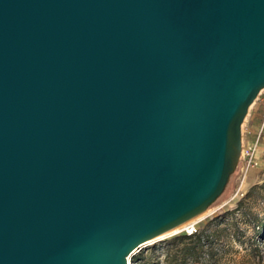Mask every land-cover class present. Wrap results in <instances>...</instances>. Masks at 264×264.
I'll list each match as a JSON object with an SVG mask.
<instances>
[{"label":"water","instance_id":"1","mask_svg":"<svg viewBox=\"0 0 264 264\" xmlns=\"http://www.w3.org/2000/svg\"><path fill=\"white\" fill-rule=\"evenodd\" d=\"M264 87V0H0V264H129L222 191Z\"/></svg>","mask_w":264,"mask_h":264},{"label":"rangeland","instance_id":"2","mask_svg":"<svg viewBox=\"0 0 264 264\" xmlns=\"http://www.w3.org/2000/svg\"><path fill=\"white\" fill-rule=\"evenodd\" d=\"M262 96L264 87L242 122L239 152L222 191L190 218L197 230L192 234L183 232L182 222L142 243L131 254L129 264H264ZM251 146L252 161L256 163L248 164L247 150ZM197 237L203 246L197 254L185 255L184 247L193 245ZM132 255L138 259L132 260Z\"/></svg>","mask_w":264,"mask_h":264},{"label":"built area","instance_id":"3","mask_svg":"<svg viewBox=\"0 0 264 264\" xmlns=\"http://www.w3.org/2000/svg\"><path fill=\"white\" fill-rule=\"evenodd\" d=\"M254 146H251L247 150V155H248V164H251V162L256 163V161H252V152H253ZM252 163V164H253ZM181 229L183 232L187 234H192L197 230L196 223L194 220L190 219L187 221L184 225L181 226Z\"/></svg>","mask_w":264,"mask_h":264},{"label":"trees","instance_id":"4","mask_svg":"<svg viewBox=\"0 0 264 264\" xmlns=\"http://www.w3.org/2000/svg\"><path fill=\"white\" fill-rule=\"evenodd\" d=\"M262 186L264 187V184ZM187 236L190 237V235H187ZM202 246L203 245L200 242V237H197V239L194 241L193 245L188 246V247H186V246L184 247L185 255H187L188 253H190V254H197L199 248H201ZM131 259L132 260H136V259H138V257L132 255V258Z\"/></svg>","mask_w":264,"mask_h":264},{"label":"crops","instance_id":"5","mask_svg":"<svg viewBox=\"0 0 264 264\" xmlns=\"http://www.w3.org/2000/svg\"><path fill=\"white\" fill-rule=\"evenodd\" d=\"M264 104V97L262 96L261 97V100H260V104H259V106H262ZM250 128V127H249Z\"/></svg>","mask_w":264,"mask_h":264},{"label":"bare ground","instance_id":"6","mask_svg":"<svg viewBox=\"0 0 264 264\" xmlns=\"http://www.w3.org/2000/svg\"><path fill=\"white\" fill-rule=\"evenodd\" d=\"M187 221H189V220H187ZM187 221H185V222H183V224L182 225H184Z\"/></svg>","mask_w":264,"mask_h":264}]
</instances>
